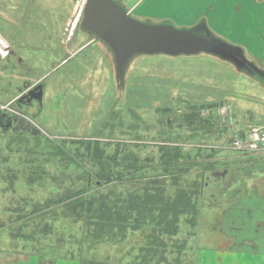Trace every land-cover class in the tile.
Instances as JSON below:
<instances>
[{"label":"rangeland","instance_id":"1","mask_svg":"<svg viewBox=\"0 0 264 264\" xmlns=\"http://www.w3.org/2000/svg\"><path fill=\"white\" fill-rule=\"evenodd\" d=\"M15 1L19 17L29 0ZM15 1L0 0V121L4 114L13 117L10 127L0 122V264H79L68 258L79 251L70 236L80 235V225L64 218L41 222L36 219L39 213L31 211L55 193L50 178L79 174L69 164L66 170L60 168L59 157L48 153L53 151L49 147L75 150L78 145L73 142L84 140L110 143L111 151L124 143L142 157L157 156L160 146L189 153L190 183L205 187L200 186L194 202L198 214L184 219L172 240L186 242L184 254L190 263L235 264L230 251L242 245V237L264 231V222L255 228L257 220L264 219V211H257V195L264 197V154H246L231 145L234 137L264 127V0H115L138 20L194 27L207 38H218L251 66L240 67L204 51L136 54L123 79L112 50L81 23V15L74 17L83 0H36L28 21L7 19ZM67 20H75L68 37L78 45L70 52L61 49L59 55ZM16 22L18 29L12 27ZM45 24L60 28L59 36H49ZM92 39L95 44L88 46ZM13 42L34 45L21 49L31 61L27 66H17L3 46ZM53 52L59 59L56 68L50 61ZM36 83L44 85L42 103L19 102L22 92ZM20 134L21 141L14 138ZM37 165L43 167L44 174L37 171L44 179L31 185L28 177ZM182 165L188 167L186 161ZM184 177L179 174L176 179ZM67 185L69 181L63 187ZM47 222L53 225L51 233L41 232ZM143 241L142 231H136L124 241L103 242L90 252L100 260L108 258V264H133ZM240 260L238 264L259 262L247 256Z\"/></svg>","mask_w":264,"mask_h":264},{"label":"trees","instance_id":"2","mask_svg":"<svg viewBox=\"0 0 264 264\" xmlns=\"http://www.w3.org/2000/svg\"><path fill=\"white\" fill-rule=\"evenodd\" d=\"M14 138L21 141L23 137L20 134ZM73 144L78 148L74 150L66 145L65 149L53 144L49 147L53 151L48 153L59 157L56 163L60 168L66 170L69 164L75 171L79 170V174L50 178L55 183V193L45 203H35L31 211L39 213L36 219L40 217L41 222L44 218L53 221L64 218L73 225H80V235L70 236L79 251L68 259L77 260L79 264H108V258L100 260L90 250L103 242L117 244L130 233L142 231L144 241L133 264H196L186 260V242L172 240L183 220L188 221L198 214L194 202L197 203L200 186L205 187L197 181L190 183L188 171L193 164L189 153L184 154L175 146H160L157 156L142 157L124 143L115 144L112 151L110 143L98 140L74 141ZM68 148L70 153L75 151L74 156L69 154ZM30 153H34L32 148ZM182 161H186L188 167H184ZM205 166L210 168V163ZM38 169L44 174L42 166L32 167L28 177L31 185L44 179ZM179 174L186 177L176 179ZM45 179L49 180L48 176ZM65 181H69V185L63 187ZM63 228L67 230L66 225ZM53 231V225L47 222L41 232Z\"/></svg>","mask_w":264,"mask_h":264},{"label":"water","instance_id":"3","mask_svg":"<svg viewBox=\"0 0 264 264\" xmlns=\"http://www.w3.org/2000/svg\"><path fill=\"white\" fill-rule=\"evenodd\" d=\"M82 24L103 40L114 53L118 75L124 78L129 61L136 54L190 55L202 51L244 67L239 53L233 52L218 38H207L192 28L172 23L152 24L131 17L115 0H86ZM44 85L35 86L19 100L42 103Z\"/></svg>","mask_w":264,"mask_h":264},{"label":"flooded vegetation","instance_id":"4","mask_svg":"<svg viewBox=\"0 0 264 264\" xmlns=\"http://www.w3.org/2000/svg\"><path fill=\"white\" fill-rule=\"evenodd\" d=\"M6 1V0H5ZM15 1V0H14ZM35 2H36V0H29V2H28V5L25 7L26 9H25V12L21 15V16H19V17H17V15H16V12H15V10L19 7V3L17 2V1H15V3H14V5H12L11 6V8L13 9V11H11V13L10 14H8L7 16V19H14V20H17V21H21L22 19H25V20H27L28 21V16H29V14H30V12L34 9V4H35ZM84 3H85V0H83L82 2H80V4H79V6H78V12H76V14L74 15V17L76 16L77 17V15H79V12H81V8L84 6ZM82 17V15L80 16V18ZM67 22V23H66ZM66 22H64V24H63V28L62 29H64L62 32H61V35H62V38L60 39V47L62 46H65V42L67 41V40H69L70 39V37H68V35L70 34V31L71 30H73L74 29V22H75V20L74 21H66ZM67 24V27H65V25ZM9 25H11V24H9ZM13 25V24H12ZM11 25V26H12ZM48 26L49 25H47V24H45L44 25V28L46 29V33L49 35V36H53L54 34H56L57 36H59V34L58 33H56L57 32V30H59V29H57L56 30V28H48ZM12 27H15V29H18V27H19V24H18V22H16V23H14V26H12ZM37 30V29H36ZM23 31H25V32H27V33H31V34H33V33H35L36 35H38L39 34V32H36V31H30V30H28L26 27H23ZM41 35H43V33H41ZM47 35V36H48ZM46 40V39H45ZM46 41H49V40H46ZM3 42H1V44H2ZM4 44V43H3ZM3 46H6L7 48H8V54L10 55V57L11 56H13V58H14V61H16V64H17V66H27V64L29 63V62H31V61H29V60H27L24 56H23V53L21 52L22 50L21 49H24V48H26V47H30V48H32V47H34V45H32L31 43H25V42H22V43H20V42H13V44H8V45H3ZM31 53H30V55L31 56H35L36 55V53H33L34 51H30ZM242 59V58H241ZM33 60V59H32ZM244 59H242V61H243ZM244 64L246 65L244 68H249V64L247 63V61L246 60H244ZM16 66V65H15ZM251 67V66H250ZM38 84H40V83H36V84H34L33 86L32 85H30V86H28L27 87V89L26 90H24V93L22 92V94H21V97H23V96H25V95H27L28 93H29V91L30 90H32L35 86H37ZM43 84V83H42ZM24 86V85H23ZM21 97H19V99L21 98ZM21 103H29L28 102V100L27 99H24V101H22ZM6 118V119H5ZM1 120H3V121H0L1 123L2 122H4L5 121V124H3V125H5V127H10V125H12L13 124V117L11 116V115H6V114H4V115H2L1 116Z\"/></svg>","mask_w":264,"mask_h":264},{"label":"crops","instance_id":"5","mask_svg":"<svg viewBox=\"0 0 264 264\" xmlns=\"http://www.w3.org/2000/svg\"><path fill=\"white\" fill-rule=\"evenodd\" d=\"M74 41L75 42H77L76 40H67L66 42H65V46H61V47H59V53L58 52H56L57 54H59L60 55V52H61V49H63V51H66V52H70V51H73V50H76L77 48H76V46L78 45V44H75L74 43ZM95 42V40L94 39H92L90 42H89V45L88 46H92V44ZM95 44V43H94ZM86 45V44H85ZM84 45V46H85ZM83 46V47H84ZM54 49V48H53ZM56 59H58V55L57 56H55V52H53V54L51 55V57H50V61H53V63H54V68H56V67H58V66H60L59 65V61H57ZM59 60V59H58ZM53 68V69H54ZM258 197H259V201H258V203H257V206L259 205V209L257 210V211H264V205H260V200L262 201V203L261 204H264V197L260 194V195H257ZM261 196V197H260ZM257 197V198H258ZM243 209V208H242ZM256 211V210H255ZM260 221L261 222H264V219L263 218H261L260 220H257V222H256V227L255 228H257V226H258V223H260ZM257 230V229H256ZM253 231V230H252ZM258 232H260V231H258ZM243 239L241 240V244L242 245H240L239 246V248L237 249V250H233V252H232V250L230 251L231 253H233V259H234V262H235V264L237 263L238 264V261H241L240 259L242 258V256H247L249 259H251V260H255L256 262L257 261H259L258 262V264H260V262H261V259L262 258H264V231L262 230L260 233H256V235H255V237H253V238H248V237H246V236H244V237H242ZM248 238V239H247ZM250 240V241H249ZM259 244H261V245H263V248L262 249H260L259 248ZM256 248V249H255ZM247 252H251V253H254V254H252V255H249V254H247ZM260 254V255H259ZM225 261H226V263H227V259H224ZM228 262H231V261H228ZM223 264V263H222ZM229 264V263H228Z\"/></svg>","mask_w":264,"mask_h":264},{"label":"built area","instance_id":"6","mask_svg":"<svg viewBox=\"0 0 264 264\" xmlns=\"http://www.w3.org/2000/svg\"><path fill=\"white\" fill-rule=\"evenodd\" d=\"M233 148L250 155L264 154V127H253L243 135L234 137Z\"/></svg>","mask_w":264,"mask_h":264},{"label":"snow or ice","instance_id":"7","mask_svg":"<svg viewBox=\"0 0 264 264\" xmlns=\"http://www.w3.org/2000/svg\"><path fill=\"white\" fill-rule=\"evenodd\" d=\"M175 2L179 3L181 0H175ZM244 3H250V0H243ZM260 264H264V258L261 259Z\"/></svg>","mask_w":264,"mask_h":264}]
</instances>
